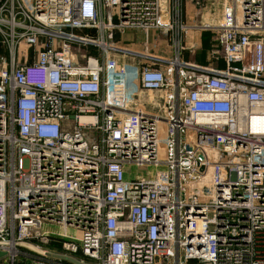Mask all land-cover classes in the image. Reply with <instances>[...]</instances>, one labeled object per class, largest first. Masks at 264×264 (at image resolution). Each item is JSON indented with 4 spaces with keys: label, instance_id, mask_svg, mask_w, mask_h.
I'll list each match as a JSON object with an SVG mask.
<instances>
[{
    "label": "built area",
    "instance_id": "built-area-1",
    "mask_svg": "<svg viewBox=\"0 0 264 264\" xmlns=\"http://www.w3.org/2000/svg\"><path fill=\"white\" fill-rule=\"evenodd\" d=\"M184 8L0 0V264H264V0H223L222 65L185 59ZM117 52L148 101L107 94Z\"/></svg>",
    "mask_w": 264,
    "mask_h": 264
},
{
    "label": "rangeland",
    "instance_id": "rangeland-1",
    "mask_svg": "<svg viewBox=\"0 0 264 264\" xmlns=\"http://www.w3.org/2000/svg\"><path fill=\"white\" fill-rule=\"evenodd\" d=\"M213 4L212 6L214 7L213 11V15L211 12H206V14L203 15V17H200V22H197L196 24H207L209 23L212 28L210 29H204L203 32L201 33L200 31H198L200 33V35H202V37L204 38V42L205 40L210 43L209 44V50L207 51V61L206 62H212L215 65H222L223 61H222V46H221V42H220V32L218 31V26L220 25V21H221V13H222V2L220 0H213ZM185 3V1H184ZM221 6V8L219 7ZM203 22V23H201ZM151 36L149 37V39H154L156 38L157 41V45L156 46H151V51L158 54V53H163V52H167L169 53V51H171L173 53V44H174V32L170 31V32H158V31H151ZM124 35V34H123ZM155 35V36H154ZM179 35V30L175 31V36ZM192 35H195V31L192 33ZM199 35V34H198ZM144 40L146 38V36L144 35ZM176 38V37H175ZM160 40V46H158V41ZM184 40H185V35H184ZM120 44V43H119ZM121 45V44H120ZM123 46V45H122ZM133 49V48H131ZM144 49V48H143ZM160 49V50H158ZM188 52H190L191 50L188 49ZM206 52L204 50H200V52ZM114 53V52H113ZM111 54V57L113 55L114 59L117 61L116 65L120 64V66H115V65H111L109 64V69L110 71H112L113 74L110 78V83L111 86L107 87V91H108V95H113L115 97L118 98H128L129 99L132 98V94L131 92H138L139 93V98H141L142 100H146L148 101L149 98L152 96V93L150 92H146V91H141V88L139 87L138 84V73L141 70L140 67V58L138 56H129L126 53H121V52H117L115 54ZM191 53V52H190ZM123 54L127 55V56H123ZM125 57H129L131 59V65L129 66V73L127 76L124 75H117V70L118 69H122L121 63L123 62V59ZM117 67V69H116ZM124 77H126L124 79ZM113 79V82H112ZM114 83V85H113ZM118 92V94H117ZM131 94V95H130ZM151 107V106H148ZM159 167L162 166H155V165H150L144 168H141L137 165H132V167L128 170V174L127 176L132 177V176H146L149 174L154 173ZM54 228H56L57 230L59 229V227L56 225ZM72 231H74V229H71ZM27 243H29L30 245H24L21 244L20 248L21 249H27L30 250L32 252V255H34V253H37V251L40 250L39 247H36L37 242L35 241H30L27 240ZM25 242V243H26ZM24 243V242H23ZM49 247L52 248H57L59 247L56 244H50Z\"/></svg>",
    "mask_w": 264,
    "mask_h": 264
},
{
    "label": "crops",
    "instance_id": "crops-1",
    "mask_svg": "<svg viewBox=\"0 0 264 264\" xmlns=\"http://www.w3.org/2000/svg\"><path fill=\"white\" fill-rule=\"evenodd\" d=\"M185 1V8H184V14H183V20L187 24L188 29L185 34V45L186 50L184 52L185 59L187 60H195L199 63H206L207 61V51L209 50V42L208 40L205 42L203 41L204 38L198 31L201 33L203 32L204 28L203 26L205 24H196L197 22H200V17L206 12H211L213 15L214 7L212 6L213 0H184ZM222 2V11H223V0H220ZM221 8V6H219ZM222 15V13H221ZM200 16V17H199ZM203 23V22H201ZM204 28V29H203ZM195 31V35H192V33ZM199 34V35H198ZM142 31L139 30H129L124 35L120 36L118 38L119 42L124 45L127 48H133L135 50H143L145 47V40L143 37ZM155 36V35H154ZM157 39H151V46H156ZM158 46H160V40L158 41ZM190 49L191 53L187 50ZM204 50L206 52H200V50ZM160 50V49H158ZM166 56H170L172 54L171 51H168L165 53H161ZM123 63L127 65L128 67L131 65V59L129 57H125L123 59Z\"/></svg>",
    "mask_w": 264,
    "mask_h": 264
},
{
    "label": "water",
    "instance_id": "water-1",
    "mask_svg": "<svg viewBox=\"0 0 264 264\" xmlns=\"http://www.w3.org/2000/svg\"><path fill=\"white\" fill-rule=\"evenodd\" d=\"M22 244H24V245H30L29 243H22ZM5 254V251H3V250H0V258H1V256L2 255H4ZM52 254H54V255H59V256H61V258H64V256L65 255H63V254H59V253H52ZM67 259H69V260H71V261H73L74 263H78V261L76 260V259H74V258H71V256H70V258H69V256H68V258Z\"/></svg>",
    "mask_w": 264,
    "mask_h": 264
}]
</instances>
